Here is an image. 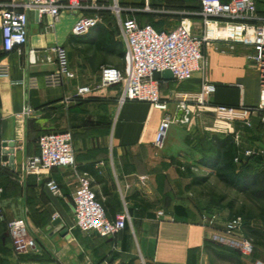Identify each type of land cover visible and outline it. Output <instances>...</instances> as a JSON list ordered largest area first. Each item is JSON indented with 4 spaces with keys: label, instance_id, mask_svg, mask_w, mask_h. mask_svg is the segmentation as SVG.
I'll return each mask as SVG.
<instances>
[{
    "label": "crops",
    "instance_id": "obj_1",
    "mask_svg": "<svg viewBox=\"0 0 264 264\" xmlns=\"http://www.w3.org/2000/svg\"><path fill=\"white\" fill-rule=\"evenodd\" d=\"M13 1L20 0H0V8ZM116 2L136 9L123 12L122 18H133L139 25L169 32L186 17L192 33L202 34V19L197 14L199 0ZM254 2L257 14L264 16V0ZM27 17V42L20 50L2 53L0 34V64L8 66V76L0 77V264H264V249L260 246L251 255L242 256L213 239L221 235L226 217L220 216L210 226L197 214L192 215L184 204L176 202L167 208L160 205L156 186L161 177L157 167L159 149L154 146V138L166 115L171 119L180 115L178 99L200 92L201 73L195 72L184 81H158L166 112L147 103L126 102L119 106V85L77 96L78 88L95 87L104 63L101 58H106L91 48L97 28L85 35H72L78 18L74 12H61L52 27L49 17L38 20L33 12H27ZM56 46L66 50L74 79L61 88L50 89L44 86L43 75L55 69L52 49ZM249 52L243 45L230 49L224 42L204 44L206 75L215 91L208 98L209 105L188 102L189 123L169 126L163 140L164 152H172L175 144L182 145L187 132L198 126L213 134L238 132L243 146L238 147L240 153L252 147L247 143L248 131L255 135L264 131L257 119H253V128L243 129L238 124L216 121L212 112L216 105H257L258 78L247 60ZM31 77L36 79V89L26 86ZM26 109L27 116L15 118ZM62 132L71 134L75 168H54L38 176L26 174L23 166L28 157L38 153V138ZM10 141L15 145L13 170L1 155V143ZM79 174L90 178L92 190L109 219L128 215L124 229L115 237L101 238L75 227L71 196ZM142 176L146 177L144 185L137 182ZM49 179L59 186L60 196L51 195L45 188ZM159 211L164 216H158ZM53 217L60 220L56 226L52 225ZM20 218L27 222L28 234L35 241V248L26 254L15 252L5 226L6 221ZM64 229L66 233L61 234Z\"/></svg>",
    "mask_w": 264,
    "mask_h": 264
},
{
    "label": "built area",
    "instance_id": "obj_2",
    "mask_svg": "<svg viewBox=\"0 0 264 264\" xmlns=\"http://www.w3.org/2000/svg\"><path fill=\"white\" fill-rule=\"evenodd\" d=\"M98 0H20L13 1L0 8L1 51L8 54L20 50L27 42L28 17L27 12L36 14L37 19L49 17L52 27L60 17L61 12L78 14L71 33L74 36L87 34L101 24L100 11L108 10L115 18L119 38L124 46L123 69L113 66H102L99 81L94 88L83 86L77 89V96L88 95L93 89H102L119 85L121 93L117 98L119 106L126 102L150 104L162 112L167 111L166 101L159 95V82L153 79L154 73L168 71L176 81L188 80L195 72L202 75L200 92L194 96L182 95L176 104L180 115L170 118L166 115L159 124L154 138V146L161 149L165 133L172 123L186 125L189 123L188 102L199 106L209 105L208 98L215 91V86L208 81L207 62L203 55V46L209 41L228 43L229 48L235 45L247 46L250 49L247 60L254 67L259 86V100L255 106L239 104L236 107L216 105L213 107V117L223 123L238 124L243 129L253 128V119L264 126V16L258 15L254 0H199L197 14L202 19V34L194 35L190 21L184 17L171 31H157L151 25H139L133 18H122L125 11L133 8L120 6L116 0L111 5L104 6ZM91 12V16H85ZM55 56V69L43 75L46 88L57 89L67 81L74 79L69 68L66 50L61 46L52 49ZM8 76V66L0 64V77ZM29 89H36L34 77L27 80ZM29 110L15 115L22 119ZM1 125V117H0ZM241 136L233 134V141L239 147ZM72 137L69 132L50 133L42 135L37 140L38 153L26 159L24 172L40 175L54 168H75V158L72 150ZM263 154L264 152L260 153ZM245 157L254 155V151H243ZM235 162L238 158L234 159ZM146 177H139L137 182L144 185ZM45 188L53 196H60V188L54 180H47ZM1 192V190H0ZM75 227L85 233L93 232L101 238H113L125 227L129 219L127 214L117 215L110 220L106 217L101 203L92 190L87 174H79L77 187L71 196ZM158 216H164L159 211ZM57 217H53L55 220ZM218 220L216 215L203 217L201 222L214 225ZM7 232L17 254H26L35 248V241L28 234L25 219H12L5 222ZM217 243L238 251L242 256L251 255L255 246L251 239L243 235V220L241 217L227 219L222 226L221 235L213 238Z\"/></svg>",
    "mask_w": 264,
    "mask_h": 264
},
{
    "label": "rangeland",
    "instance_id": "obj_3",
    "mask_svg": "<svg viewBox=\"0 0 264 264\" xmlns=\"http://www.w3.org/2000/svg\"><path fill=\"white\" fill-rule=\"evenodd\" d=\"M101 60L104 62L102 66H114L119 69L124 66L123 61L116 58L106 56V58L102 57ZM248 132L250 136L247 137V143L248 146H252L249 149L254 151L253 156L263 155L260 153L264 152V131H257V135L252 131ZM187 133L199 136L207 132L198 126L193 132ZM175 145L177 146L172 148V152L168 150L164 152L163 148L158 150L157 167L161 177L156 186L161 197L160 205L162 207H171L176 202L184 204L191 214H197L201 221L203 217L212 215H216L218 218L224 216L228 219L230 217L229 209L232 206V212H241L243 216L251 218L248 220L251 226H261L262 218L260 215L264 212L263 200L254 197L251 192L240 193L233 190L209 170L197 168L192 160L196 154L190 151V146L185 143ZM239 146L242 144L240 143ZM177 166H180V170L176 169ZM252 171H264V165L254 166ZM196 179L200 181L198 185L193 184ZM262 188L263 184L252 187L250 191H259Z\"/></svg>",
    "mask_w": 264,
    "mask_h": 264
},
{
    "label": "trees",
    "instance_id": "obj_4",
    "mask_svg": "<svg viewBox=\"0 0 264 264\" xmlns=\"http://www.w3.org/2000/svg\"><path fill=\"white\" fill-rule=\"evenodd\" d=\"M97 3L104 6L111 5L108 1L98 0ZM99 14L104 25L99 24L96 27L97 31L91 43L92 50L123 61L125 51L123 43L118 37L119 31L114 16L108 10L100 11ZM108 27L113 29L108 30ZM116 36L117 39H114ZM184 143L190 146V151L193 154H196V157L192 160L197 168L209 170L233 190L240 193L251 192L254 197L264 201V171H252V167L264 165V156L245 157L235 145L232 133L213 134L207 132L199 136L186 134ZM235 158H238L237 162L234 161ZM176 169L180 170V166H177ZM199 183V179L193 181L194 185ZM261 184H263V188L259 191H250L252 187ZM229 210L230 217L228 219L241 216L243 218L244 236L252 240L255 248L260 246L264 249V212L260 215L262 218L261 228H258L248 223V220L251 219L250 217L243 216L241 212H232V206Z\"/></svg>",
    "mask_w": 264,
    "mask_h": 264
},
{
    "label": "water",
    "instance_id": "obj_5",
    "mask_svg": "<svg viewBox=\"0 0 264 264\" xmlns=\"http://www.w3.org/2000/svg\"><path fill=\"white\" fill-rule=\"evenodd\" d=\"M153 79L154 80H171L172 76L168 71H164L161 73H154L153 74ZM14 142L10 141V142H2L1 143V155H2V161L4 162H8V166L10 167L11 170L14 169V165H13V160H14ZM60 220L59 219H55L52 222V225L56 226L57 224H59ZM66 233V230L64 229L61 234Z\"/></svg>",
    "mask_w": 264,
    "mask_h": 264
}]
</instances>
